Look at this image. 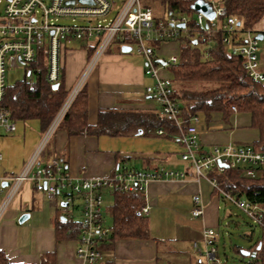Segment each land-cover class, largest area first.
<instances>
[{"label": "crops", "instance_id": "1", "mask_svg": "<svg viewBox=\"0 0 264 264\" xmlns=\"http://www.w3.org/2000/svg\"><path fill=\"white\" fill-rule=\"evenodd\" d=\"M257 28L260 31L254 32L264 33V17ZM93 45V40L66 44L62 75L69 94L88 68L89 48ZM164 47L160 53L166 55ZM121 48L111 45L85 78L87 122L91 126L97 124L101 110L154 113L157 107L145 93V88L154 83L145 74L146 59L132 56L131 52L123 53ZM176 49L177 53L171 55H179V45ZM161 75L172 78L165 69ZM199 118V140L207 150L215 145L258 140V131L251 127L248 114L234 113L228 121L221 114H213L209 119L200 114ZM16 127L14 132H8L0 126V249L13 264H40L43 260L47 264H80L76 256L78 234L57 240L56 224L57 218L63 216L59 204L65 203L64 193L59 194L56 206L32 182H25L4 206L10 193L7 183L24 170L47 133L42 131L38 120L16 122ZM50 142V155L66 160L68 174L73 179L99 178L131 168L145 171L164 168L184 173L183 177L149 183V237L117 240L111 248L104 249L103 264H209L203 233L212 228L219 234L221 226L228 224V203L181 159L183 149L175 136H68L59 130ZM197 199L204 215L195 218L191 212ZM104 207L106 224L111 228L112 219L108 207ZM26 214L29 218L20 223Z\"/></svg>", "mask_w": 264, "mask_h": 264}, {"label": "built area", "instance_id": "2", "mask_svg": "<svg viewBox=\"0 0 264 264\" xmlns=\"http://www.w3.org/2000/svg\"><path fill=\"white\" fill-rule=\"evenodd\" d=\"M82 1L6 0L4 12L0 14V101L6 95L7 77L12 69L21 68L25 74L42 73L41 66H34L38 63L42 52L48 82L51 85L60 84L66 44L71 41L100 40L86 72L69 95L41 145L24 170L12 177L10 193L4 206H7L28 180L32 181L36 190L43 193L56 206L59 194L64 193L65 202L69 205L67 209L73 206L79 207L81 212L76 239V256L80 264H103V245L109 242L111 235V228L106 224L104 216V197L108 194L115 196L142 192L145 204L141 208V213L148 216L151 209L147 202L149 183L184 176V173L164 168L152 171L131 168L118 170L99 178L73 179L65 170L59 156H55L49 165L41 167L39 164L45 145L83 87L87 74L97 65L114 39L119 34L127 33L134 39L136 53L146 59L145 74L154 80L152 85L145 88L147 96L157 105L154 114L160 119L172 122L179 129L175 137L183 149L181 159L190 165L198 178L205 179L228 204L236 206L249 216L253 223L260 227L264 240V207L224 191L217 179L209 176L214 170L224 172L226 169H237L252 179L262 177L263 148L255 143H228L205 149L199 140V115L190 118L189 123H186L177 86L172 78L161 75L162 69H168L179 61V55L164 56L155 49L156 45L171 42L183 35L197 41L198 38L204 39L207 35L220 32L223 36L222 43L228 51L241 60L244 69L254 82L264 86L260 41L256 38L259 32L250 30L241 32V25L238 26L236 18L229 16L223 0H206L212 4L216 12L213 20H208L197 12L193 18L180 12L158 20L152 8L146 6L142 0H124L116 16L106 24L103 23L107 22L106 17L114 8L112 0H89L91 4ZM70 2L73 4H69ZM64 17L79 18L85 24L71 26L56 23L58 18ZM217 20H220L219 26ZM180 25L185 27L181 28ZM130 47L134 49L133 46ZM160 61L165 65H161ZM232 110L237 113L235 107H232ZM0 126L8 132L17 129L16 123L4 110L0 111ZM157 134L162 136L165 132L159 129ZM191 213L195 218L204 215L199 199L195 200ZM203 239L209 264H223L218 255L217 230L206 229Z\"/></svg>", "mask_w": 264, "mask_h": 264}, {"label": "trees", "instance_id": "3", "mask_svg": "<svg viewBox=\"0 0 264 264\" xmlns=\"http://www.w3.org/2000/svg\"><path fill=\"white\" fill-rule=\"evenodd\" d=\"M160 3L165 13L174 15L183 12L193 18L195 12L192 5L196 0H142ZM229 16L241 23L240 31H255L264 17V0H223ZM150 7V6H149ZM156 19H165L157 18ZM264 34V33H263ZM241 35V34H240ZM222 33L216 32L207 35L204 39H195L180 36L171 42L179 45V61L165 69L172 75V80L179 90L181 107L186 123L190 118L202 114L209 119L213 114H221L229 120L235 113H245L250 116V125L258 131V140L255 142L264 150V86L254 82L243 67L241 60L232 55L222 43ZM242 37V35H241ZM94 45L89 48L90 57L94 54L100 40H93ZM134 39L127 33L119 34L111 45L132 46ZM209 45L206 52H202L201 45ZM162 45H156L160 52ZM162 54V53H161ZM208 54V55H207ZM34 66L43 68L40 74L28 75L13 85H8L6 95L0 101V111L9 114L13 122L38 120L43 132L48 131L53 121L65 104L69 93L66 91L63 75L57 89L53 88L47 80V68L41 52L38 63ZM88 119V94L86 87H82L74 101L63 116L59 130H64L68 136L91 135L110 137H130L135 135L157 136L159 129L164 130V137L170 138L178 135L179 129L170 121L160 119L154 113L137 110H101L98 122L91 126ZM161 136V135H158ZM67 170V163L60 158ZM210 177L217 179L221 188L234 195L244 197L254 204L264 207V174L255 179L246 177L240 170L226 169L224 172L214 170ZM145 204L142 192L117 194L114 203L108 207L112 219L111 235L103 248H111L117 240L149 237L148 216L141 213ZM64 211L66 220L57 218V240L62 241L76 237L80 221L73 220L67 208L59 207ZM259 244L261 248L257 250ZM243 249H237L241 254ZM246 251L256 252L252 258L258 264H264L263 234L256 243ZM47 257L49 255H46ZM43 260L40 264H47ZM0 264H13L7 254L0 249ZM226 264V263H223ZM239 264V263H237Z\"/></svg>", "mask_w": 264, "mask_h": 264}, {"label": "rangeland", "instance_id": "4", "mask_svg": "<svg viewBox=\"0 0 264 264\" xmlns=\"http://www.w3.org/2000/svg\"><path fill=\"white\" fill-rule=\"evenodd\" d=\"M123 1L124 0H112L113 6H114L113 11L106 17L107 22H104L103 24L108 23L110 19H113L116 16L117 12L122 7ZM145 3L148 4L152 8L154 15L157 18H162V17L167 18L168 17L164 9L160 5V3L156 1H149ZM5 7H6V0H2V2L0 3V14H3ZM56 23L60 25H71V26L85 24V22L82 19H79V18L73 19V18H66V17L58 18ZM216 23L219 26L220 20H217ZM255 31H260V29L257 28ZM176 44H177L176 42L165 43L164 46L166 45V47L164 46L163 47H164V52H166L167 54L164 56H169L173 52L177 53L176 48H178V45ZM114 46L118 47V44ZM132 46L134 47V49L131 51L130 55L132 56L138 55L135 51V47H136L135 44L133 43ZM259 46L261 48L260 61H261L262 68L264 69V40L259 42ZM200 48L202 52L203 51L206 52V49L209 48V45L202 44ZM24 76H25V71L23 69L21 68L12 69L8 73L7 82L9 85H13L17 81L22 80ZM60 122L57 124L48 143L45 145L43 153L40 155L39 164L41 167L46 166V164L52 161L51 159L55 157V155H52V156L50 155L51 148H52L50 141L54 138L56 132L58 131ZM45 134L43 138L45 137ZM26 182H32V181L28 180ZM61 203L59 204V207L61 206ZM113 203H114L113 195L108 194L104 197L105 206L110 207L112 206ZM227 206H228L227 212L230 213V217H228L229 222L228 224L221 226V230L219 231L220 240L218 241V245H217L218 255L220 256V259L223 261V263H226V264H237V263L239 264H258L253 261L252 257H245L241 254H238L237 249L239 248V249L247 250L251 248L256 243V241H258L262 236V231L260 227L255 225L253 223V220L249 216H247L245 213H243L240 209H238L236 206L231 205V204H227ZM64 211L61 210L60 212L64 213ZM67 211L69 212V215L73 220L80 221L81 212H80L79 207L73 206V207H70V209H67ZM106 217L110 219L109 216L106 215ZM109 223L111 224V219L109 220Z\"/></svg>", "mask_w": 264, "mask_h": 264}, {"label": "water", "instance_id": "5", "mask_svg": "<svg viewBox=\"0 0 264 264\" xmlns=\"http://www.w3.org/2000/svg\"><path fill=\"white\" fill-rule=\"evenodd\" d=\"M82 3H88V4H91V1L89 0H83ZM69 4H73V2H70ZM192 10L194 12H197V13H201L203 14L208 20H213L215 19L216 17V12L214 11L213 9V6L210 2L206 1V0H196L193 5H192ZM241 23L239 22L238 23V26H240ZM181 28H184L185 25H180ZM256 38L259 40V41H262L264 40V34L259 32L257 33V36ZM197 41H194V44L197 45ZM122 52L123 53H127V52H131L132 51V47L130 46H122L121 48ZM160 64L161 65H165V63L163 61H160ZM28 75L30 76L31 75V72L28 73ZM59 87V84H54L53 85V88L54 89H57ZM221 166H224L223 164H221ZM6 186H10V183H7ZM68 203H61V207L63 208H68ZM29 218V214H26V215H23L20 219V223H23L25 222L27 219ZM67 218L65 216H62L61 217V220H66ZM261 248V244H259L257 250H259ZM242 255L245 256V257H252V258H256L257 256V253L256 252H250V251H245V250H242Z\"/></svg>", "mask_w": 264, "mask_h": 264}, {"label": "bare ground", "instance_id": "6", "mask_svg": "<svg viewBox=\"0 0 264 264\" xmlns=\"http://www.w3.org/2000/svg\"><path fill=\"white\" fill-rule=\"evenodd\" d=\"M54 127H55V126H54ZM54 127H53V128H54ZM52 131H53V129H52Z\"/></svg>", "mask_w": 264, "mask_h": 264}]
</instances>
